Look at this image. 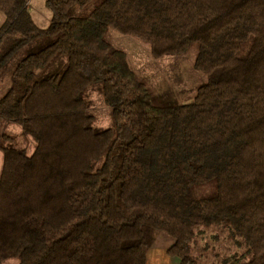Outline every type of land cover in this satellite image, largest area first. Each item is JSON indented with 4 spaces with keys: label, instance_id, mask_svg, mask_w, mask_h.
Instances as JSON below:
<instances>
[{
    "label": "trees",
    "instance_id": "1",
    "mask_svg": "<svg viewBox=\"0 0 264 264\" xmlns=\"http://www.w3.org/2000/svg\"><path fill=\"white\" fill-rule=\"evenodd\" d=\"M30 1L0 0V126L36 144L0 134V264H147L162 232L201 264L212 228L241 249L214 264H264V0H47L46 27ZM111 27L155 58L195 49L206 80L156 95Z\"/></svg>",
    "mask_w": 264,
    "mask_h": 264
},
{
    "label": "rangeland",
    "instance_id": "2",
    "mask_svg": "<svg viewBox=\"0 0 264 264\" xmlns=\"http://www.w3.org/2000/svg\"><path fill=\"white\" fill-rule=\"evenodd\" d=\"M47 0H32L35 8L33 17L41 27L50 23L51 11L46 7ZM49 20V22H48ZM108 40L115 47L127 53L128 61L138 75L145 81L156 95L171 91L178 93L180 99L192 97L196 89L206 77L195 68L196 50L180 56L168 55L155 58L151 47L144 41L126 35L111 27L108 31ZM91 105V113L94 117L93 126L96 129H104L112 124L110 108L105 104L101 94L91 90L88 95ZM0 134H8L20 145H24L33 152L35 142L22 133V128L16 123L7 122L0 126ZM4 163V152L0 149V176ZM198 247L196 253L200 257L201 264H214L221 262L227 255L240 251L228 238V233L219 228L208 229L205 233L198 234ZM173 238L165 232L158 234L147 253V264H180L177 257L170 256L167 249L172 245ZM244 250V249H243ZM242 250V251H243ZM18 259H8L3 264H18Z\"/></svg>",
    "mask_w": 264,
    "mask_h": 264
},
{
    "label": "crops",
    "instance_id": "3",
    "mask_svg": "<svg viewBox=\"0 0 264 264\" xmlns=\"http://www.w3.org/2000/svg\"><path fill=\"white\" fill-rule=\"evenodd\" d=\"M34 11H35V8H34V6H33V4H32V0H31L30 3H29V12L33 15ZM5 20H6V17H5V15H4V13H2V12L0 11V28H1V27L3 26V24L5 23ZM48 22H49V20H48Z\"/></svg>",
    "mask_w": 264,
    "mask_h": 264
}]
</instances>
